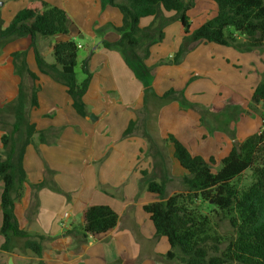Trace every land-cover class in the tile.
Returning a JSON list of instances; mask_svg holds the SVG:
<instances>
[{"label": "crops", "instance_id": "1", "mask_svg": "<svg viewBox=\"0 0 264 264\" xmlns=\"http://www.w3.org/2000/svg\"><path fill=\"white\" fill-rule=\"evenodd\" d=\"M37 1V7L41 10L40 1H45L68 13L71 20L70 33L41 39L37 46L40 52H45L57 42L73 40L79 49L85 50L79 56L78 64L82 65L84 60L89 59L92 80L84 96L89 114L86 117L80 116L73 107L66 87L40 72L30 38L17 39L2 49L0 108L15 100L22 82L15 73L12 54L27 51L28 67L38 76L36 85L40 87L39 106L30 109V122L38 132L50 128H61L62 131L51 144L42 143L39 133L33 135V142L26 148L23 162L27 181L15 195V215L20 228L33 236H45L42 258L29 254L20 241L16 242L12 253L2 251L4 237L0 235V260L4 259L6 264L10 257H13L14 264H38L40 261L45 264H181L164 258L171 249L170 244L166 237L156 236L154 224L144 211L145 205L159 201L157 195L146 190L140 192L139 188L141 171H151L153 168L152 158L147 153V141L140 133L123 137L130 122L135 121L138 115L141 116L140 124L144 121L142 111L145 87L122 52L101 45L104 40L115 42L120 38L115 28L123 24L122 13L109 5L108 0ZM10 6L14 7L9 4L1 9L4 28L16 15L5 16ZM173 15V12H165L166 17ZM188 16L192 30L208 21L197 23L190 12ZM152 21L151 17L143 18L140 27L144 29ZM163 33L164 39L157 43H151L155 42L151 41V37L141 40L140 56H144V49L150 46L145 64L151 69L152 88L157 95L169 89L183 88V82L192 71L198 70L197 74L211 71L213 61L209 49H216L226 58L235 57L236 60H239L238 57H250L253 53L264 54L263 49L242 51L244 54H240V50L234 47L200 43L193 46L183 63L170 64L181 46L184 29L180 22L175 21L164 28ZM78 39L89 41V45L78 43ZM46 61L55 63L51 51H48ZM191 61L193 67L190 68ZM198 61L202 62L200 68ZM247 62L253 72L250 87L253 95L263 80L264 56L260 63H253L251 58ZM79 74L78 80L82 81L84 75L79 77ZM203 88L207 90V86ZM186 95L189 100H193L189 92ZM263 107V104L258 105L261 115L248 111L251 117L261 116L258 133L264 128ZM91 115L95 116V120L91 119ZM7 121L12 123L14 119L8 117ZM199 124L200 116L196 112L183 110L177 103H170L152 121L150 133L159 141L170 134L174 135L192 155L209 160L214 157V153H203L198 149L202 145L196 133ZM148 125H151L150 121ZM3 134L0 124V155L3 153ZM172 146L166 144L170 158L174 157ZM229 146L232 149L233 143L230 142ZM47 168L52 171L49 175L46 173ZM185 174L182 172L183 176ZM45 179L48 181L45 187L40 190L32 188ZM2 191L3 183L0 181V197ZM99 205L111 207L119 215L118 223L106 233L89 235L84 239V211ZM1 222L0 208V227Z\"/></svg>", "mask_w": 264, "mask_h": 264}, {"label": "trees", "instance_id": "2", "mask_svg": "<svg viewBox=\"0 0 264 264\" xmlns=\"http://www.w3.org/2000/svg\"><path fill=\"white\" fill-rule=\"evenodd\" d=\"M210 1L217 6L216 15L192 30L188 12L193 7V0H108L109 5L122 13L123 24L115 28L120 35L117 41L104 40L101 45L122 52L145 87L142 111L144 121L140 126L141 116L138 115L135 121L130 122L123 137L140 133L147 141V153L152 158L153 168L151 171H141L139 188L140 192L146 190L159 198V201L145 205L144 211L154 224L156 236L166 237L170 244L171 249L164 258L181 264H264V128L243 141L235 140L233 134V147L222 159L221 169L217 172L213 171V157L206 160L192 155L174 135L170 134L159 141L150 133L152 121L156 120L163 107L172 102H178L183 110L199 111L204 115L203 123L209 111L190 103L181 91L170 89L162 95L155 93L151 69L145 64L150 46L147 45L144 56H140L143 38L151 37V41H155L151 43L160 42L164 39V28L173 21H179L185 36L179 50L170 60V64L175 65L181 64L192 46L200 43L234 47L244 52L264 48V0ZM37 2L32 0L26 8L16 13L5 28L0 14V52L10 42L30 38L40 72L64 85L76 112L86 117L89 113L84 96L92 80L89 59L82 63L84 78L80 81L76 73L79 47L75 41L57 42L49 50L40 52L38 41L68 35L71 20L64 9L40 1L41 10ZM165 12H174L175 15L166 17ZM150 17L153 21L142 29L140 21ZM48 51L54 57L53 64L46 61ZM12 58L15 73L22 82L15 100L0 108V124L4 131L1 138L3 153L0 155V181L3 183L0 235L4 237L1 250L12 253L16 242L23 240L24 250L42 258L45 236H33L20 228L15 215V195L27 181L23 162L26 148L33 142V135L39 133L42 143L51 144L58 139L62 129L50 128L38 132L30 122V109L39 106L40 87L36 85L38 76L28 67L27 51L14 52ZM252 103L264 105V75L253 92ZM8 117L14 121L9 123ZM220 119L221 116L217 118L211 113L214 127L219 128ZM148 121L151 122L150 126ZM167 143L173 145L174 157L186 171L182 176L183 192L169 196L166 195V187L172 179L165 147ZM246 171H252L256 181L247 190L240 192L233 182ZM46 173L49 175L52 171L47 168ZM47 184L45 179L32 188L40 190ZM195 199L212 204L218 214L229 220L235 234L225 249L222 248L223 240L216 232H210V220L192 207L191 203ZM118 219L119 215L109 206L87 208L84 211V239L89 235L112 230ZM38 264L45 263L40 261Z\"/></svg>", "mask_w": 264, "mask_h": 264}, {"label": "rangeland", "instance_id": "3", "mask_svg": "<svg viewBox=\"0 0 264 264\" xmlns=\"http://www.w3.org/2000/svg\"><path fill=\"white\" fill-rule=\"evenodd\" d=\"M30 1L32 0H0V13L4 5L13 4L14 7L10 6L5 12V16H12L22 8H26V5ZM50 1L52 2L54 0ZM66 1L76 2V0ZM193 1V7L191 10H189V12L193 17L194 22L199 23L202 21H207L216 15L217 7L212 1ZM173 14L175 15L174 12ZM174 22L175 21L170 23L168 26L172 25ZM78 43H82L86 46L89 45V41L83 42L81 39H78ZM204 49L205 48H202V50ZM262 51H264V48ZM209 52L211 53V59L213 61L212 70L209 72H202V74H197L198 70L190 72V75L188 78H186V81L183 82L184 87L177 91H181L190 103L195 104L201 109L209 111L207 113L208 116L203 123L202 119L204 118V115H202L199 111L190 109L200 116V124L197 126L196 133L199 135L202 145H200L201 147L198 149L203 153H214L213 158L215 159V163L213 164V171L217 172L221 169L222 159L229 154L231 149L229 144L230 142L233 143L234 141L232 135H235V140H244L251 135L257 134L258 127L261 126L262 119L260 115L262 112L260 109H258V104L252 103V93L250 87L253 83V72L252 67L247 62V60L251 58L253 63H256V61L260 63V59L264 56V54L253 53L250 55V57H238L239 60H236L237 58L235 57L226 58V56H223L216 49H209ZM238 52H240V54H244L242 51ZM84 53L85 50L79 49V56H82ZM201 64L202 62L198 61V68L201 67ZM189 67H193L192 61L190 62ZM76 73H81L79 74V77H81L83 74L81 64L77 65ZM242 85L244 86L242 87ZM204 86H207L206 91H204ZM188 92L193 100H189L187 98L186 93L188 94ZM172 103L178 104V102ZM248 111L260 115L251 117L248 115ZM211 113H214L217 118L221 116L219 128L217 126L214 127L213 123H211ZM9 131L10 129L8 132ZM166 152L167 155H169L167 148ZM169 156L168 166L171 172L170 177L172 180L167 184L166 187V195L168 196L183 192L184 186L182 182V172L186 173V171L180 167L176 158H170ZM255 181L256 176L253 174V172L246 171L233 182V185L240 192H243L247 190ZM191 205L197 209L198 213L202 217H207V219L210 220V232H216V235L223 240L224 244L222 248L225 249L235 234L229 220L224 218L223 215L218 214L217 209H215L212 204L202 201L201 199H195ZM19 243L23 245V240H20ZM28 253L31 254L32 252L28 251ZM0 264H6V261L1 259Z\"/></svg>", "mask_w": 264, "mask_h": 264}, {"label": "water", "instance_id": "4", "mask_svg": "<svg viewBox=\"0 0 264 264\" xmlns=\"http://www.w3.org/2000/svg\"><path fill=\"white\" fill-rule=\"evenodd\" d=\"M90 117H91V119L95 120V118H94L95 116L91 115ZM8 264H14L13 257L9 258Z\"/></svg>", "mask_w": 264, "mask_h": 264}]
</instances>
